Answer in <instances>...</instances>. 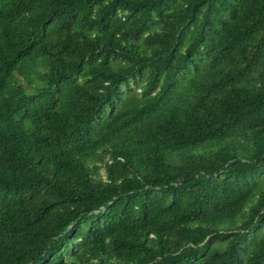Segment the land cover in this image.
<instances>
[{
	"label": "trees",
	"instance_id": "trees-1",
	"mask_svg": "<svg viewBox=\"0 0 264 264\" xmlns=\"http://www.w3.org/2000/svg\"><path fill=\"white\" fill-rule=\"evenodd\" d=\"M0 264H264V0H0Z\"/></svg>",
	"mask_w": 264,
	"mask_h": 264
}]
</instances>
